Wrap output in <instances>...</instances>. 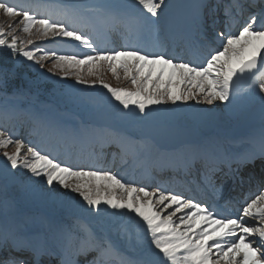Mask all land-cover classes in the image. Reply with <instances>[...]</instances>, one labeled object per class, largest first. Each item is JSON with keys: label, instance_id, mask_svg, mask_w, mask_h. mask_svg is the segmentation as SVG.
Instances as JSON below:
<instances>
[{"label": "snow or ice", "instance_id": "snow-or-ice-1", "mask_svg": "<svg viewBox=\"0 0 264 264\" xmlns=\"http://www.w3.org/2000/svg\"><path fill=\"white\" fill-rule=\"evenodd\" d=\"M112 7L116 6L89 4L85 0H54L47 6L46 13L37 14L32 9L0 0V10L7 16L22 17L19 23L23 24L25 33L34 28L38 36L52 38L48 43H56L59 38L61 43L77 42L88 51L61 54L57 49L34 44L29 39L27 44L33 49L30 50L13 32L6 34L3 27H0V48L7 49L13 58L35 61L41 69L44 61L51 58L49 74L56 75L54 69H58L61 80L74 76L76 84L100 85L117 102L121 114L133 121L149 118L157 111L153 106L176 105L178 101L232 104L236 99L237 82L249 74L250 83L243 96H258L264 103V78L254 74V70L264 64V0H230L224 11L226 19L257 7L259 14L250 13L249 22L238 29V34L227 30V25L225 30L216 32L214 39L222 48L208 40L205 25L200 21L186 48L183 40L173 39L163 19L169 8L167 0H133L131 5L120 6L125 9L122 13L108 11ZM97 21L104 24L106 33L120 31L123 27L121 35L126 43L112 49L102 47L94 38ZM257 21H262L259 27ZM5 35L10 40L4 38ZM173 46L177 52L195 50L196 59L174 55ZM201 50H204L203 55H200ZM39 52L43 55L37 58ZM105 66L117 78L118 70H122L132 89L112 87L104 82L100 70ZM93 76L95 79L87 78ZM3 83L0 80V84ZM110 139L120 153L132 158H138V147L146 145L143 137L126 133H112ZM24 143L12 132L5 135V129L0 128V148L15 146V151L3 152L6 174H16L9 172V165L17 172L25 169L32 177L39 178L41 185L47 184L46 191L50 195L77 194L76 203L81 211L86 210L92 216H99L103 206L118 216H131L142 235L150 237V246L143 259L133 261L120 256L118 264H264V224L252 226L244 221V217L264 221V206L257 207L258 201H264V192L259 186L244 199L242 212L231 217L224 214L218 202L209 204L185 192L160 186L149 190L150 186L125 181L111 169L57 161L34 146L27 147L22 155ZM103 147L104 141L101 152ZM197 162L201 164L197 175L202 177L205 191L213 194L222 191L216 182L223 162L217 151H186L174 161L187 169L189 175ZM233 163L236 165L234 178L241 185L245 182L241 169L250 165L262 169L261 181L264 182V132L258 150L230 158V171ZM247 179L250 181L251 175ZM61 188L66 191L61 193ZM0 253H7L0 254V264H44L45 257L47 264H117L119 256L106 237L83 223H79L75 231L72 227L58 226L51 238L43 239L6 227ZM92 253L95 255L89 258Z\"/></svg>", "mask_w": 264, "mask_h": 264}, {"label": "rangeland", "instance_id": "rangeland-1", "mask_svg": "<svg viewBox=\"0 0 264 264\" xmlns=\"http://www.w3.org/2000/svg\"><path fill=\"white\" fill-rule=\"evenodd\" d=\"M9 18L10 17L7 16L4 12L0 11V27L4 28L6 34L8 32H13L15 34L17 40L24 42L25 46L28 47L30 50H33V49L31 47V45L27 44V41L29 39H31L34 44L40 45V44H38L40 41H42L40 38H44V37H40L37 34H35L34 28L30 31V33H25L23 31V24L19 23V21H21V20L17 21V23H13L14 20L12 21V19H9ZM10 25H11V28L9 27ZM4 38L10 40V37L7 35H5ZM46 46L49 48H52V49H57L59 52L61 49H67L66 46H60L59 42H56L54 44V46L51 44H48ZM0 50H5V48H0ZM61 54H63V53H61ZM40 55H43V53L42 52L37 53L36 54L37 58H39ZM52 63L53 62H52L51 58L48 60H45L44 61V68L41 69L39 67V65L35 64V61H28L26 58H23V57H17L15 60V66H17V67L22 66L23 64L30 66V67L34 66L31 68H36L35 71L38 74H40V76H39V78H37V80H39L41 77L42 78H48V79L49 78H56L58 81L62 82V84L66 85V86H72L76 83L74 76L70 77L66 80L59 79V70L58 69H54V72L57 73L56 75L49 74L47 69L52 68ZM83 71H84V74L86 75L87 69L84 68ZM117 75L119 78H117V76H114L106 66L100 70V76L104 80V82L108 83L109 85H111L113 87H117V86H119V87L125 86L126 87L128 82L124 78L123 71L118 70ZM28 78H29V82L33 84L34 88L38 89L39 86L36 84V80L34 81V79L30 75ZM87 78L88 79H95L94 76L93 77H87ZM98 86H100V85H96L95 87H98ZM95 87H93V88H95ZM57 97L60 100V105H58L56 102ZM90 103H91L90 107L92 109H94L95 106L99 102L97 99L91 98ZM182 103H183V101H181V104ZM221 103L222 102L216 101L213 103V105H208L205 103H199V105H197V104H195L194 101H189V102H186V105H187L186 108L180 107V109H178L176 112H174V114H175L174 117L177 118L181 111H185V113L188 117H190L196 121L200 120L201 118H204V119H206V123L204 124L201 131L208 133V134L209 133L216 134L219 132L223 133V132H228V131L234 130L235 128L240 127L239 125L243 121H246L250 117L252 118L256 114V111H254L255 109H253L252 106H251V108L253 110L252 109L249 110L250 107L248 105L242 103V101L240 99H235V101L232 104L225 103L224 107L226 108V110L224 109L223 113L217 114L216 108L217 107L220 108ZM2 104H4V105L1 107L0 111L4 112L5 114L10 115V122H9L10 127H8V130L10 132L18 131V133H19L20 128H22L21 131L24 129L27 130V127L28 128L34 127L38 123H42V126H43L44 125L43 123L45 121H40V120L38 121L36 119H38V118L44 119L45 115L48 114V112H49V108L53 109L56 113L55 114L56 117L53 118V115H52V118H50V117L49 118L50 119L57 118L58 123H59V125H61V127L57 128V130H56L53 128V125H50L48 123H45V127H48L49 130H56L57 134L60 133L59 135L61 137H64V135H65L64 126L62 123L63 119L69 118V117L73 118L72 120L74 121L75 126L82 125L81 123H83L82 117H80V115L76 114V111H74L73 113L71 112V107H73V105H74L72 98H71V93L67 98L60 95L59 93H55L54 96H51L48 98L47 104L45 106L43 105V103H40V106H38L35 102H29V101H26L25 99H22V98L21 99L20 98L9 99V100H8V98H6V99H4V102ZM20 104H21V107L25 106L26 112L24 111L23 113H16V111H18L20 109ZM47 106L48 107L50 106V107L48 109H45V107H47ZM220 110H222V108H220ZM240 111H246V112L244 114H241ZM237 114L243 116V120H239L236 124L225 125L228 121H236L235 117H237ZM216 115H218V116H216ZM46 117H48V116H46ZM78 122H80V124H78ZM258 122L256 124H258ZM56 125H57V123H56ZM199 125H200V122H199ZM28 130H30V129H28ZM69 131H71V130H69ZM27 133H29V132L26 131V132H22L21 134H19V138H22L23 141L25 142L23 147H22V152H21L22 155L27 152V147H29V146H34V147L39 148V149L42 148L43 150H45L47 152V154H50V153L53 154V149L51 151H50V149L52 147L54 140L56 139L55 135L51 136L50 138L49 137L47 138L51 141V145L45 149L43 147V143L45 141L44 135L36 134V136H30V135L27 136ZM5 135H7V133H5ZM17 137L18 136H15V138H17ZM4 151H8L9 153H11V152L15 151V146L11 145L7 149L0 148V186H1V188H6L8 190L12 189L11 191L14 194V197H12V200H13L12 203H16V202L18 203V205L12 206V210L16 211L17 207L19 206L18 207V214H21V216L29 214V209L26 208V209L21 210L20 205L22 206L23 203H25L27 205V207L32 206V207H29L32 209L34 207H37V206L39 208H44V207H48L47 206L48 204L46 203L47 201H49L48 199L53 198L56 200L60 199L59 201H61V202L62 201L70 202L71 203L70 206H67V204H64V207L67 209V212L69 211L68 213L73 212L74 214H77V216H83V218H87L90 221V223H92L94 225L96 223L106 224L107 225L106 228L109 229V227L115 222L116 214L111 209L102 208L101 214L99 216L89 215V213L86 210L81 211L79 204L76 203V201L79 199L77 194H71L69 196L50 195L46 191V189L48 188L47 184L41 185L39 178L32 177L31 173H28L27 170H25V169H21L19 172H17V170L11 169L10 165H9V172H14L16 174L15 175L6 174L3 171V165H4L3 152ZM9 182H12V184ZM59 190L61 193H64L66 191L62 188ZM34 199L38 200V202H36L35 204H33ZM67 199H69V201ZM73 200H74V202H73ZM85 209H86V205H85ZM29 219H31V218H28L26 220V223H27L26 227L27 228H29L31 225V223L29 222ZM122 222H123V224L120 225L116 229L115 234L117 236L121 237V236L125 235V232H127V233L131 232V234L135 238L138 239L139 236L141 235V232L137 230L138 228L135 226V222L130 221L131 224H130V222L128 224V216H127V218H126V216H122ZM133 242H134L133 237L130 240L125 238L126 245H131Z\"/></svg>", "mask_w": 264, "mask_h": 264}, {"label": "bare ground", "instance_id": "bare-ground-1", "mask_svg": "<svg viewBox=\"0 0 264 264\" xmlns=\"http://www.w3.org/2000/svg\"><path fill=\"white\" fill-rule=\"evenodd\" d=\"M17 22V20H16ZM251 108V107H250ZM254 109V108H253ZM255 111V110H254ZM50 118H52V115L50 116ZM54 118V116H53ZM12 184V182H9ZM3 187V186H2ZM5 187V186H4ZM12 190V189H11ZM11 190H8L6 188H1L0 186V205L3 203L4 201V204L3 207L5 209H2L1 211L5 212V216L7 215H11V213L6 210L7 209V205L5 204V202H8L9 199L12 200V197H14V194ZM49 201H47L46 203L48 204L47 206L49 207L48 208V211H47V214H45V217H55L58 221H54L53 224L58 227V226H66V227H71V222L68 220V218L66 217L67 216V209L64 207V204H67V206H70L71 203L70 202H66V201H59L60 199L56 200V199H53V198H50L48 199ZM69 201V199H67ZM74 202V200H73ZM73 204V203H72ZM69 208V207H68ZM71 208V207H70ZM73 209V208H72ZM75 209V208H74ZM71 211V210H70ZM69 212V211H68ZM76 213V212H75ZM77 215V214H76ZM179 215V214H178ZM122 216V215H121ZM8 218V217H7ZM127 218V216H126ZM178 222V221H177ZM18 223L17 222H14L12 223L13 227L16 228L15 226L17 225ZM37 223L34 222V225H36ZM44 226V222L41 223L38 228H37V231L40 230V228H42ZM183 227V226H182ZM117 229V228H116ZM142 240L143 241H148L150 240V237H146L143 235L142 237Z\"/></svg>", "mask_w": 264, "mask_h": 264}]
</instances>
